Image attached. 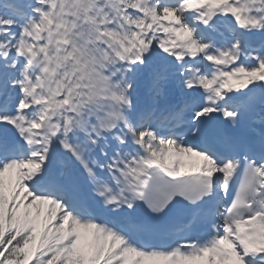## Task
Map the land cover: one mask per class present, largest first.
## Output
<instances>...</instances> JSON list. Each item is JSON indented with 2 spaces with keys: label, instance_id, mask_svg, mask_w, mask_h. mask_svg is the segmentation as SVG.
<instances>
[{
  "label": "snow or ice",
  "instance_id": "obj_1",
  "mask_svg": "<svg viewBox=\"0 0 264 264\" xmlns=\"http://www.w3.org/2000/svg\"><path fill=\"white\" fill-rule=\"evenodd\" d=\"M0 264H264V0H0Z\"/></svg>",
  "mask_w": 264,
  "mask_h": 264
},
{
  "label": "bare ground",
  "instance_id": "obj_2",
  "mask_svg": "<svg viewBox=\"0 0 264 264\" xmlns=\"http://www.w3.org/2000/svg\"><path fill=\"white\" fill-rule=\"evenodd\" d=\"M257 39H259V37ZM176 94H179V95L182 94L178 84L174 86V91L172 93L167 92L166 100H161V104H163L165 102L170 103ZM135 100H136V103L141 107L150 103V100H149L148 95H147L146 85L143 81H141L137 86V94H136ZM10 134L12 136L14 135V133H12L11 131L9 132V135ZM58 156H59V154H58ZM59 159H60V157H59ZM103 162H104L103 159H101V163H103ZM60 163H62L61 160H60ZM76 167H77V171L79 172L78 166H76ZM98 175H100L104 179H107V173H105V172H99V170H98ZM80 176L82 178L84 193L86 194L87 197L90 198L91 201H93L95 208H97L98 213L99 214H108V213L114 214V213H111L107 209L104 208L103 203L99 198L93 196L91 185H89L87 183V181L83 177V174H80ZM123 211L125 213L127 212V210H123ZM137 212H138L139 217L142 218L143 217L142 216L143 215V208L141 205L139 206Z\"/></svg>",
  "mask_w": 264,
  "mask_h": 264
}]
</instances>
